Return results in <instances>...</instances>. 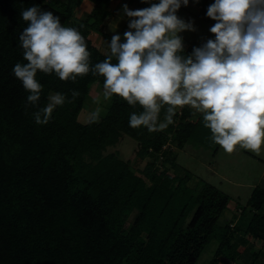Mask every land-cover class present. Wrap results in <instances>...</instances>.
<instances>
[{"label": "trees", "instance_id": "1", "mask_svg": "<svg viewBox=\"0 0 264 264\" xmlns=\"http://www.w3.org/2000/svg\"><path fill=\"white\" fill-rule=\"evenodd\" d=\"M82 1L0 0V264H195L215 238L219 247L210 264H221L220 257L236 261L250 239L264 242V187L251 192L248 222L241 210L235 224L219 227L230 197L205 182L192 189L193 174L177 164L173 150L162 149L168 142L176 149L192 143L216 155L220 145L202 112L178 107L173 122L149 131L129 123L143 107L114 94L103 117L81 124L90 85L104 86L105 77L91 70L75 80L38 71L40 99L27 101L29 91L13 72L15 64L27 63L19 42L29 24L21 17L24 9L37 5L76 27L85 37L91 66L110 55L90 35L111 41L104 23L113 0H88L90 11L75 18ZM136 1L139 8L148 6ZM213 2L200 1L201 21H211L206 12ZM193 48L184 46L181 55ZM51 92L64 93L66 100L46 124H38L34 113L49 103ZM125 135L137 142L136 157L147 159L140 171L116 149ZM260 254L253 252L250 264H264Z\"/></svg>", "mask_w": 264, "mask_h": 264}, {"label": "clouds", "instance_id": "2", "mask_svg": "<svg viewBox=\"0 0 264 264\" xmlns=\"http://www.w3.org/2000/svg\"><path fill=\"white\" fill-rule=\"evenodd\" d=\"M148 6L123 5L128 30L110 41V55L90 65L85 37L76 27L65 26L50 10L33 5L21 12L29 24L19 33L27 63L13 72L29 91L27 101L36 104L43 85L38 71L62 80H75L90 70L103 75L104 96L118 95L143 111L133 112L132 127L149 131L173 122L177 108L191 105L203 113L212 139L226 152L237 146L257 154L264 147V0H214L206 15L215 22L214 38L195 46L184 56L180 33L195 31L192 21L178 15L189 0H145ZM113 57L116 63H113ZM79 95L72 90V96ZM49 103L34 113L36 123L46 124L66 95L55 92ZM168 105L165 121L161 109ZM99 116V110L93 118Z\"/></svg>", "mask_w": 264, "mask_h": 264}, {"label": "rangeland", "instance_id": "3", "mask_svg": "<svg viewBox=\"0 0 264 264\" xmlns=\"http://www.w3.org/2000/svg\"><path fill=\"white\" fill-rule=\"evenodd\" d=\"M47 2H53L57 5L66 0H46ZM201 0H189L187 6H182L178 11V15L185 19L186 21H192L195 25V31L186 30L180 35L183 37V43L185 47L200 46L202 43L206 42L209 38H214V34L209 31L210 27L215 24L216 21L211 19V22H203L198 18V11ZM84 2V3H83ZM139 3L136 0H113L110 6L111 16L104 23V31L109 35L113 36L116 33L121 32L122 28L128 30V21L130 18L123 14V5L127 4L129 8L135 10L140 9ZM91 3L88 0L82 1L81 6L76 9L74 13L75 18H83L89 11ZM90 39L98 46L104 53H110V40L104 39L102 36L92 33ZM90 93L86 99L83 109L79 113L78 121L81 124H87L91 118H93V113L99 110V116L94 118L98 121L101 117L106 114L107 108L111 103V97L105 98L104 96V86L94 83L90 85ZM54 94L51 92L49 94ZM168 105H164L161 109L160 118L161 121H165L166 110ZM188 107L198 115L200 111L197 108L188 105ZM120 154L129 161L130 166L137 171H140L146 164L147 159L139 160L136 157L137 142L128 136H123L121 142L116 148ZM176 153L177 164L186 170H189L193 177L189 182V186L192 189H197L200 182H205L213 185L222 193L230 197L227 207L219 216L218 226L222 227L229 222H236L238 219V212L244 211V221L245 223L252 217V211L248 205V199L251 195L247 188L242 186H237L236 182L245 181L246 177L248 182L250 178L254 181L257 180L259 176L257 170L251 171L250 175H246L240 168V173L235 170V156L231 153L226 152L221 146L219 147L216 155L201 146H197L192 143L186 144L182 149L173 150ZM240 167H244L247 164V159H239ZM246 163V164H245ZM248 167V166H247ZM252 174V175H251ZM136 212H133L129 217V222L132 221ZM245 228V224L243 225ZM250 246L240 247V257L234 262H230L224 257H220L221 264H250L251 254L253 252L261 251L259 261L264 258V242L259 240L250 239ZM219 247L218 239H212L204 248L200 257L195 264H210L216 255V250Z\"/></svg>", "mask_w": 264, "mask_h": 264}, {"label": "crops", "instance_id": "4", "mask_svg": "<svg viewBox=\"0 0 264 264\" xmlns=\"http://www.w3.org/2000/svg\"><path fill=\"white\" fill-rule=\"evenodd\" d=\"M91 6L92 5H90V7H89V11L91 9ZM198 9L200 10V6H199ZM231 154L233 156H235V160H236L235 163L237 164V165H235V170L238 173H240V168H241L246 175L247 174L250 175L251 171L249 172L248 170H251V169L252 170H255L256 169L257 172H258V174H259V176L257 177V180L256 181H254L253 178H250L249 179V182H248L247 178L245 177L244 178L245 181H240V182L238 181V182H236L237 186H242V187L247 188V190H249L250 193L252 192V190L256 186L264 187V147H262L261 153L260 154H257L256 152H254L252 150L244 149V148H241V147L237 146L236 150H234L233 152H231ZM240 158L241 159L242 158L247 159V164L245 163L246 166L240 167V163H239V159ZM240 212L241 211L238 212V216H237L238 219L241 218V217L244 218V215H245L244 214L243 216L240 217V215H239ZM235 223L236 222L234 221L233 224H235Z\"/></svg>", "mask_w": 264, "mask_h": 264}, {"label": "built area", "instance_id": "5", "mask_svg": "<svg viewBox=\"0 0 264 264\" xmlns=\"http://www.w3.org/2000/svg\"><path fill=\"white\" fill-rule=\"evenodd\" d=\"M168 148H170L171 150H174L175 147L170 142H168L166 145L163 146L162 149L166 150Z\"/></svg>", "mask_w": 264, "mask_h": 264}]
</instances>
